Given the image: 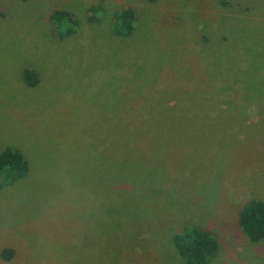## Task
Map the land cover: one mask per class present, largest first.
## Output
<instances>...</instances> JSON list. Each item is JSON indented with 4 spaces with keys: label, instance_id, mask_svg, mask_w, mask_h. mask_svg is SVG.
<instances>
[{
    "label": "rangeland",
    "instance_id": "obj_1",
    "mask_svg": "<svg viewBox=\"0 0 264 264\" xmlns=\"http://www.w3.org/2000/svg\"><path fill=\"white\" fill-rule=\"evenodd\" d=\"M7 146L27 173L0 189V264H184L185 224L215 235L210 264H264L238 224L264 201V0H0Z\"/></svg>",
    "mask_w": 264,
    "mask_h": 264
},
{
    "label": "trees",
    "instance_id": "obj_2",
    "mask_svg": "<svg viewBox=\"0 0 264 264\" xmlns=\"http://www.w3.org/2000/svg\"><path fill=\"white\" fill-rule=\"evenodd\" d=\"M227 3L228 0H220L222 6H226ZM92 9L97 10L96 7ZM50 20L54 24L58 38L73 34L78 26V20L66 10L52 11ZM135 22L134 11L127 7L115 13L110 28L116 35L128 36L134 30ZM22 78L28 87L35 86L38 82L37 73L31 68L22 70ZM26 173L27 161L20 152L9 146L0 149V189L3 185L12 184L15 180L24 177ZM238 224L243 235L249 240L263 239L264 201L250 199L245 202L239 211ZM173 244L183 258L184 264H210L219 249L215 235L194 224H185L175 233ZM13 255L14 249L11 247H4L0 252V256L5 260L11 259Z\"/></svg>",
    "mask_w": 264,
    "mask_h": 264
}]
</instances>
